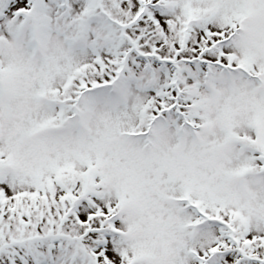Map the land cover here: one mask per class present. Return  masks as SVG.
<instances>
[{
    "label": "snow or ice",
    "instance_id": "6c2138e0",
    "mask_svg": "<svg viewBox=\"0 0 264 264\" xmlns=\"http://www.w3.org/2000/svg\"><path fill=\"white\" fill-rule=\"evenodd\" d=\"M0 264H264V0H0Z\"/></svg>",
    "mask_w": 264,
    "mask_h": 264
}]
</instances>
